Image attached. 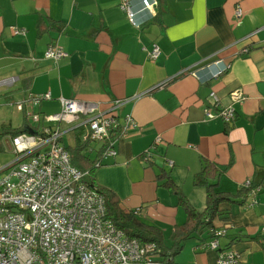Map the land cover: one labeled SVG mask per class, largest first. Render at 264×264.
<instances>
[{"label": "crops", "instance_id": "1", "mask_svg": "<svg viewBox=\"0 0 264 264\" xmlns=\"http://www.w3.org/2000/svg\"><path fill=\"white\" fill-rule=\"evenodd\" d=\"M120 4L0 0V131L25 121L35 127L26 117V102L46 93L52 99L33 107L42 117L59 114L65 98L97 104L98 113L120 123L134 118L139 129L120 139L116 157L103 160L96 183L114 192L124 210L138 211L139 219L159 228L170 248L172 229L185 224L187 213L161 175L170 176L200 212L206 190L193 181L207 164L222 172L220 192L236 193L250 181L261 191L244 206L221 205L214 228L226 229L220 248L238 251L241 264H264L257 238H264V0H158L155 17L148 11L138 15L145 20L141 28L130 24ZM134 5L141 8L139 0ZM239 6L244 15L237 21ZM11 28L25 34L14 35ZM53 44L69 57L46 59ZM154 44L160 54L153 61ZM218 59L231 63V70L206 80L210 71L204 64ZM212 91L222 106L234 103L236 91L244 96L234 104L233 123L207 119ZM117 101L122 103L115 107ZM22 103L24 110L18 108ZM81 121L51 124L59 127L65 148L84 145L88 126ZM158 137L162 142L154 147ZM100 147L91 143L85 156L94 162ZM151 148L147 162L143 155ZM207 236L187 242L191 246L185 244L174 264H216L219 254L205 248Z\"/></svg>", "mask_w": 264, "mask_h": 264}, {"label": "built area", "instance_id": "2", "mask_svg": "<svg viewBox=\"0 0 264 264\" xmlns=\"http://www.w3.org/2000/svg\"><path fill=\"white\" fill-rule=\"evenodd\" d=\"M135 1L121 0L120 8L133 27L141 28L145 20H140L138 15L148 11L155 17L158 0H139V10L135 9ZM243 15L239 6L235 13L237 21ZM11 29L14 35L25 34L24 30ZM244 52L249 53V50ZM159 54V48L154 44L150 59L156 60ZM68 57L69 54L58 45L49 46L45 54L46 59L56 62ZM204 65L210 71L208 81L221 78L232 68L231 63L221 59ZM232 96L234 103L222 106L220 97L212 91L209 96L212 105L205 109L207 119L219 118L226 124L233 123L236 120L234 104L243 102L244 96L239 91ZM51 99V93H46L32 96L26 102V117L37 125L38 131L34 135L14 138L12 151L17 159L0 169V264H163L158 260L159 251L155 245H143L127 238L107 218L104 197L96 188L83 182L85 173L72 165L71 157L61 143L59 127L54 126L82 120L81 123L88 126L85 141L106 148L103 161L118 155L117 143L131 130L139 129L137 122L126 117L124 123H120L118 117L98 113L97 104L65 98L60 99L62 111L59 114L42 117L30 111L42 101ZM26 103L18 108L24 110ZM121 103L117 101L115 107ZM161 142L158 137L154 147ZM152 154L151 148L143 159L151 162ZM169 164L173 166V162ZM100 165L98 163L97 167ZM249 185L250 181H247L244 186ZM255 204L253 199L248 207L253 208ZM225 234L226 229L215 231L208 248L218 250L219 240ZM216 264H241L240 254L234 249L223 250Z\"/></svg>", "mask_w": 264, "mask_h": 264}, {"label": "trees", "instance_id": "3", "mask_svg": "<svg viewBox=\"0 0 264 264\" xmlns=\"http://www.w3.org/2000/svg\"><path fill=\"white\" fill-rule=\"evenodd\" d=\"M27 125L25 121L22 127H5L1 129L0 153H5L6 151L4 144L6 138L10 137L12 141L23 134L34 135L38 131V127L27 128ZM90 144V142L85 141L84 145H79L74 149L70 150L66 148L71 157L72 165L85 173L83 182L96 188L104 197L107 218L111 220L115 227L131 240H137L143 245H155L159 251L158 260L163 264H174V259L183 251L185 244L193 239L201 240L204 234H207L206 238L210 239L205 247L208 248L210 242L214 239L215 231H217L214 228V221L220 216V206L223 204L244 206L251 196H255L261 191L259 187L254 186L250 182L248 187L244 186V184L241 190L236 193L220 192L218 191V186L222 172L211 164H207L194 178V186L202 187L206 190V208L203 212H200L194 208L182 189L173 182L170 176L161 175L163 186L177 196L179 206L187 213L185 224L176 226L170 236L172 245L169 248L166 246L164 234L159 228L143 222L137 217L136 213L124 210L114 192L96 183L94 174L102 166V159L106 148L101 146L98 151V158L94 162H91L85 156ZM98 163H101L99 167H97ZM206 238L202 239V242L207 241ZM257 238L260 239V244L264 250V238ZM215 251L219 254L223 249L219 245L218 250Z\"/></svg>", "mask_w": 264, "mask_h": 264}, {"label": "rangeland", "instance_id": "4", "mask_svg": "<svg viewBox=\"0 0 264 264\" xmlns=\"http://www.w3.org/2000/svg\"><path fill=\"white\" fill-rule=\"evenodd\" d=\"M55 45V44H53ZM31 112H34V108L32 107L30 109ZM33 123V122H32ZM35 125V127H37V125L35 123H33ZM7 140L4 141V144L7 148V150L5 151V153H0V169L4 168V167H7L9 166L10 164H12L13 162L16 161L17 159V156L16 154L11 150L12 148V141H11V138L8 137L6 138ZM195 178V177H194ZM194 182V181H193ZM173 232H174V229H172ZM192 242L190 243H187V248H189V246H191ZM189 244V245H188Z\"/></svg>", "mask_w": 264, "mask_h": 264}]
</instances>
